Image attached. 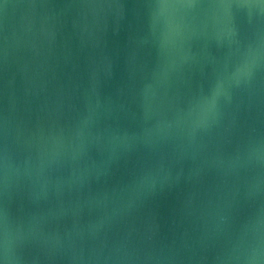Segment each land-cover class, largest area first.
Masks as SVG:
<instances>
[{
  "label": "water",
  "instance_id": "water-1",
  "mask_svg": "<svg viewBox=\"0 0 264 264\" xmlns=\"http://www.w3.org/2000/svg\"><path fill=\"white\" fill-rule=\"evenodd\" d=\"M264 264V5L0 0V258Z\"/></svg>",
  "mask_w": 264,
  "mask_h": 264
},
{
  "label": "clouds",
  "instance_id": "clouds-1",
  "mask_svg": "<svg viewBox=\"0 0 264 264\" xmlns=\"http://www.w3.org/2000/svg\"><path fill=\"white\" fill-rule=\"evenodd\" d=\"M0 264H7V249L5 248L4 258H0Z\"/></svg>",
  "mask_w": 264,
  "mask_h": 264
},
{
  "label": "snow or ice",
  "instance_id": "snow-or-ice-1",
  "mask_svg": "<svg viewBox=\"0 0 264 264\" xmlns=\"http://www.w3.org/2000/svg\"><path fill=\"white\" fill-rule=\"evenodd\" d=\"M261 5H264V0H258Z\"/></svg>",
  "mask_w": 264,
  "mask_h": 264
}]
</instances>
